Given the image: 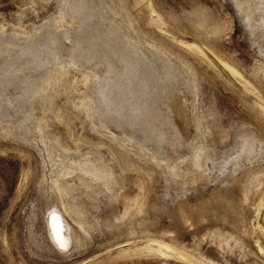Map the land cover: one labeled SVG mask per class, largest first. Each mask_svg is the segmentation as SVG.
I'll return each instance as SVG.
<instances>
[{
  "label": "bare ground",
  "instance_id": "6f19581e",
  "mask_svg": "<svg viewBox=\"0 0 264 264\" xmlns=\"http://www.w3.org/2000/svg\"><path fill=\"white\" fill-rule=\"evenodd\" d=\"M16 1L20 8L15 11V16L12 19L0 17V135L29 143L31 135H34L45 144L52 163L51 187L57 191L56 197L62 204V208L56 202L47 206L45 227L50 241L58 249L68 253L82 243L66 218L67 214L80 227L84 223L93 226L101 223L102 220L87 219L85 214H89V210L83 206L85 203L99 209L103 204L104 208H101L106 209V213L121 211L120 217L110 220L111 233L115 234L132 232L137 228L149 232L166 231L165 226L156 225L153 214L159 195L171 184L174 185L176 198L165 199L163 207L169 208L170 215L185 224L190 223L189 214H194L193 221L199 224L208 214H222L226 219L248 200L257 187L264 196L262 177L257 173L256 177L252 176L251 184L247 182L249 188L241 189L245 180L243 174L246 173L242 159L253 154L258 136L251 128H242L239 132L234 131L238 132L241 142L236 141L237 137L224 142L231 132L227 126L216 121L217 114L209 109L202 114L205 121L200 125L194 111V80H186L180 69L177 70L166 59L169 55L165 57L166 53L163 54L160 46L164 42L159 45L148 41L147 37L137 32V18L134 20L125 0ZM25 5H29L36 18H40L38 21L26 19L27 11L21 8ZM41 6L50 7V13L41 16ZM67 17L77 19L78 23L64 25ZM59 23H63L61 30L57 27ZM186 28L195 32L191 25ZM178 45L181 56L194 70V78L205 81L208 89L221 69L240 81L238 70L208 46L187 41H180ZM138 55L148 61L145 67ZM238 59L244 65L248 64L247 56L241 54ZM80 60L95 61L102 72L75 66L76 62L80 64ZM66 78L72 86L70 90H62ZM91 86L95 88V96L92 97L87 92ZM72 90L75 91L70 100L81 117L80 125L77 122L78 130L73 132L72 126L70 129L62 126L65 119L60 111L56 112L60 93L68 94ZM258 104L264 112V103L260 101ZM227 105L244 124H257L264 132V118L258 117L254 108L230 97ZM112 125L117 128L114 130ZM58 126L62 128L58 130ZM105 129L109 130V134ZM135 133H141L139 141L153 144L148 148L149 152L153 151L152 160L156 162L144 161L146 158L142 160L140 155L126 150L132 144L128 146L123 137L126 142L135 143ZM235 146H238L237 150L232 152ZM54 150L59 152L58 156L53 154ZM86 153L95 154L91 159L100 160L101 166L106 169L99 168L96 172L92 170L94 164L86 169L84 165H89L91 159L74 158ZM223 154L226 156L219 160L218 155ZM19 155L22 159L26 158L23 151ZM229 165L232 168L231 181L222 179L221 175L213 177V172L222 174ZM135 169H146L145 179L154 180L150 184L144 181L137 183ZM200 182L203 183L201 187L197 186ZM95 185L102 190L96 189ZM201 188L205 191L201 192ZM147 189L151 190L147 192ZM81 194L87 195V201L84 197L81 200ZM99 194L104 200L98 201ZM233 224L245 228L244 215L239 213ZM225 229L222 230L224 233ZM151 241L157 246L153 249L149 243L146 248L150 252L163 253L174 249L163 240ZM179 255L182 256L183 252ZM205 264L221 263L207 258Z\"/></svg>",
  "mask_w": 264,
  "mask_h": 264
},
{
  "label": "rangeland",
  "instance_id": "374dc122",
  "mask_svg": "<svg viewBox=\"0 0 264 264\" xmlns=\"http://www.w3.org/2000/svg\"><path fill=\"white\" fill-rule=\"evenodd\" d=\"M125 3L131 15L134 16V20L137 18L135 20L137 32L143 37H147L148 41H155L159 45L162 42L166 43L167 47L166 44L164 46V43L163 46L160 45L163 48V54L166 53L164 56L169 55L166 59L171 61L170 63L177 70L180 69L183 77H187V79L185 77L186 80H194L193 96L194 102L196 101L194 111L196 117L198 115L200 125L201 123L204 124L205 121L202 114L204 111L209 112L210 110V112L217 114L216 121L227 126L231 132V136L227 137L224 142L229 139L234 140L235 137H237L236 141L241 142V137L237 135L242 128L252 129L251 131L258 136L253 154L249 158L242 159V164L246 166L247 171L245 170L246 173L243 174V180H245L242 182L241 189H248L253 177L257 175L262 177L264 184V132L257 124H250L251 126L244 124L227 105L229 97L235 98L240 104L254 108L258 117L264 118V112L258 104L260 101L264 103V0H210V2H206V0L200 2L193 0H125ZM25 6L21 8L27 11L26 19L38 21L40 18H36V14L30 6ZM19 8L20 5L16 0H0V17L12 19L15 16V11ZM40 9H42L40 11L41 16L51 11L50 7L41 6ZM70 19L71 17H67L66 21H63L64 25L71 22L78 23L77 19ZM63 23H59L62 26H57L59 30L63 28ZM188 25H191L195 32L189 31L186 28ZM198 31L201 33H197ZM165 40L169 41L166 42ZM180 41L199 42L218 52L238 70L239 75L241 74L240 81L229 75L227 70L221 69L218 71L219 76L213 78L211 87L208 89L205 81L202 80L201 82V80L194 78V70L189 68L187 60L181 56V50H179L181 47L178 45ZM166 49L168 52L165 51ZM146 52L148 55L149 51L146 50ZM62 53L64 54L63 51ZM173 53L174 56H172ZM241 54L247 56V65L239 61L238 58ZM138 56L145 67L148 61L140 55ZM65 58L69 59V57ZM182 58L183 61H181ZM84 62L83 60L79 62L80 64L76 62L77 65L75 66L81 68L86 66L102 72L101 66L95 61L87 62L84 60ZM67 79L63 82L62 90L65 88L72 89ZM89 88L90 91H87L91 93L89 95L95 96L93 95L95 88L92 86ZM74 91L72 90L68 94L60 93L61 96L57 99V109H59L56 111H60L61 116L65 119L62 126L66 125L67 129L72 126V132L78 128L81 121L78 110L72 106L70 100V95ZM62 126H58V130ZM112 126L114 130L117 128L115 125ZM107 130L105 129L106 133L109 134V130ZM237 130L238 132H234ZM31 137L32 141L29 143L26 140L20 141V139L0 135V264H205L207 258L214 259L221 264H264V233H262L264 230V196L261 195L260 187H257L248 200L235 208L226 219L222 214H208L205 220L199 224L193 221L194 214H189L190 223L185 224L179 218L170 215L169 208L163 207L165 199L175 200L176 198L174 185L171 184L159 195L156 211L153 214L155 223H158L156 225L165 226L167 229L163 232L158 231L159 233L155 230L149 232L137 228L132 232L123 231L112 234L110 220L120 217L121 211L114 212L111 210L106 213L107 210H103V204L99 203L103 207L99 206V209L97 206L91 207L88 206L89 203H85L83 206H87L89 210V214H85L87 219L102 221L96 226L84 223L83 227H80L73 217L65 214L79 238L82 239V243L68 253L61 251L50 241L45 227L47 206L56 202L62 208L61 202L56 197L57 191L51 187L53 173L50 165L52 163L41 139L34 135ZM135 137V143L126 142L127 139L123 137L128 146L132 144L126 150L140 155L142 160L146 158L144 161L156 162L157 160H152L153 151L150 150L149 152L148 148L152 147L153 144L147 143V141H139L138 139L142 137L141 133H135ZM45 140L47 141V139ZM238 146H235L232 152L236 151L235 148ZM84 147L82 148L84 149ZM22 151L25 154V159L20 158L19 153ZM54 152L53 154L58 156L59 152L57 150ZM94 155L92 153L78 154L74 158L87 160L93 158ZM224 156L226 155L223 154L220 157L218 155L219 160ZM44 162L45 164H43ZM171 162L174 164L175 161ZM88 163L89 165H84L86 169L89 168L90 164H94L92 170H96V172L99 168L106 169V167L101 166L100 160L91 159ZM160 163L166 164L164 161H160ZM208 165L211 166L210 161ZM229 168L222 174L215 171L212 175L214 178L221 175L222 179L228 178L227 180L231 181L232 168ZM146 174V169H135L136 182L144 181V183L150 184L154 179H145ZM159 181L157 180V182ZM202 185L203 183L200 182L197 186L201 187ZM94 187L102 190L97 185ZM150 190L147 189V192ZM200 191L204 192L205 188H201ZM143 194L146 193L143 192ZM99 195H97L98 198L100 197L98 201L104 200V197ZM83 197L87 201V195L81 194V200ZM104 213L108 215L106 216ZM239 213L244 215L247 228L233 224ZM223 228H226L225 233L222 231ZM152 239L163 240L173 246L174 249L166 250L163 253L150 252L146 248L149 243L153 249H156L157 246L154 241H151ZM182 252L184 256L179 255Z\"/></svg>",
  "mask_w": 264,
  "mask_h": 264
}]
</instances>
